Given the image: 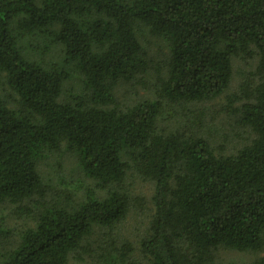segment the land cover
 <instances>
[{
	"label": "trees",
	"instance_id": "trees-1",
	"mask_svg": "<svg viewBox=\"0 0 264 264\" xmlns=\"http://www.w3.org/2000/svg\"><path fill=\"white\" fill-rule=\"evenodd\" d=\"M224 94L225 120L191 109ZM60 152L90 183L47 201ZM134 176L154 184L137 245ZM4 203L25 219L0 216V264H264V0H0Z\"/></svg>",
	"mask_w": 264,
	"mask_h": 264
},
{
	"label": "rangeland",
	"instance_id": "rangeland-1",
	"mask_svg": "<svg viewBox=\"0 0 264 264\" xmlns=\"http://www.w3.org/2000/svg\"><path fill=\"white\" fill-rule=\"evenodd\" d=\"M52 57V55L50 56ZM251 64V62L246 63L244 60L240 58H236L233 61V77H232V83L230 85V89L232 91L236 90L237 86L239 85V82L242 81L243 78H245L248 75H252V72L254 70V66ZM77 83L73 80H70L65 83V89L68 91L67 95H69L73 90L72 87H75ZM72 90V91H71ZM138 90V91H137ZM70 91V92H69ZM120 95H122V98L124 99H142L144 96H148L152 94V89H148L147 87L142 86H136L131 88H123L122 94L118 92ZM229 93V90H228ZM225 94L218 96L215 99L204 101L202 103H197L198 108L192 107V111L199 109L204 110L206 115H209L210 113H217L219 111H222L223 106L225 105L226 99ZM222 106V109H221ZM187 107V106H185ZM188 110V108H187ZM187 110H184L183 113H188ZM224 112V111H223ZM225 113V112H224ZM194 116V114H192ZM218 121L225 120L226 116L223 113H220V116H218ZM227 124V123H225ZM228 125V124H227ZM63 151V150H62ZM78 165L76 163L75 157L70 155L69 153H63L60 152L58 154H53L50 157L43 158L41 164H40V171L41 175L43 176L45 184L50 189H47V194H52L51 198L46 194V199H49L47 201H51L54 196H56L55 192L58 191L63 184H68L70 188H76L79 191H82L86 188V184L88 185L90 183V179L86 178L84 174L80 171H78ZM128 183L130 184V187L132 188V193L138 198L136 209L130 211L128 216L126 217L125 221L123 222L121 226V233L124 235L129 236L130 241H132L135 245L138 243V237L140 233L147 227L149 222V216L151 214V209L153 207V200L152 195L154 193V184L150 180H144L143 178H140L138 176H134L132 180H128ZM58 189V190H57ZM38 199V198H36ZM28 208H32L34 206L29 205ZM17 208H15L13 205H9L7 203H4L0 206V216L2 214L9 220V217H11L12 212L16 211ZM11 213V214H9ZM26 214V213H24ZM13 221L7 222L9 226H20L22 224V220L25 219V217H19L14 218L12 216ZM16 221V224H15ZM255 257L253 253H243V252H233V251H222L221 252V258L224 259H233L234 261L240 262L251 260ZM235 259V260H234ZM69 264H81L79 260L74 259L73 257L70 258Z\"/></svg>",
	"mask_w": 264,
	"mask_h": 264
}]
</instances>
